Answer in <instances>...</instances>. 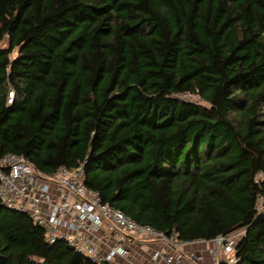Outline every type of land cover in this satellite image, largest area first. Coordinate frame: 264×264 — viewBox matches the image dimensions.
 <instances>
[{
  "label": "trees",
  "instance_id": "obj_1",
  "mask_svg": "<svg viewBox=\"0 0 264 264\" xmlns=\"http://www.w3.org/2000/svg\"><path fill=\"white\" fill-rule=\"evenodd\" d=\"M4 37L0 157L84 164L137 223L243 231L236 264H264V0H0ZM0 264L97 263L0 201Z\"/></svg>",
  "mask_w": 264,
  "mask_h": 264
},
{
  "label": "built area",
  "instance_id": "obj_2",
  "mask_svg": "<svg viewBox=\"0 0 264 264\" xmlns=\"http://www.w3.org/2000/svg\"><path fill=\"white\" fill-rule=\"evenodd\" d=\"M13 97L10 91L9 103ZM0 201L42 227L47 243L64 241L97 264H236V246L244 234L181 240L175 232L141 225L104 203L100 193L86 185L84 164L44 174L16 154L0 157ZM256 209L264 213V194Z\"/></svg>",
  "mask_w": 264,
  "mask_h": 264
},
{
  "label": "rangeland",
  "instance_id": "obj_3",
  "mask_svg": "<svg viewBox=\"0 0 264 264\" xmlns=\"http://www.w3.org/2000/svg\"><path fill=\"white\" fill-rule=\"evenodd\" d=\"M8 46V38L4 37L3 40H0V48H6ZM17 56V51H15L12 55L11 58H15ZM193 102H201L198 97H193L192 98ZM241 233V232H240Z\"/></svg>",
  "mask_w": 264,
  "mask_h": 264
}]
</instances>
